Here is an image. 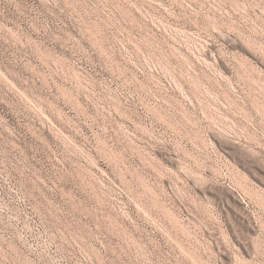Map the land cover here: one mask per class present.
Returning <instances> with one entry per match:
<instances>
[{
  "label": "rangeland",
  "instance_id": "374dc122",
  "mask_svg": "<svg viewBox=\"0 0 264 264\" xmlns=\"http://www.w3.org/2000/svg\"><path fill=\"white\" fill-rule=\"evenodd\" d=\"M0 264H264V0H0Z\"/></svg>",
  "mask_w": 264,
  "mask_h": 264
}]
</instances>
